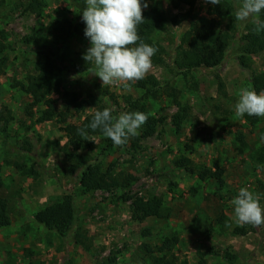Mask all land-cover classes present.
Returning a JSON list of instances; mask_svg holds the SVG:
<instances>
[{
	"label": "rangeland",
	"instance_id": "rangeland-1",
	"mask_svg": "<svg viewBox=\"0 0 264 264\" xmlns=\"http://www.w3.org/2000/svg\"><path fill=\"white\" fill-rule=\"evenodd\" d=\"M31 1L0 0V111L6 109L12 117L8 134H0V200L6 201L10 223L0 228V264H149L157 255L143 246L154 249L172 237L180 264H264V224L237 223L230 203L247 187L264 205V143L259 139L264 117L253 123L234 110L240 89H252L253 77L264 74V53L244 59L243 66L234 44L216 74H178L173 59L180 40L192 23L206 18L208 6L197 0L187 18L188 9H173L172 0H147L148 8L156 7L168 18L152 37L167 54L166 66L152 65L144 77H153L159 88L147 91L137 80L103 85L94 64L86 72L76 71L77 83L65 69L72 67L76 53L90 47L73 34L85 6L80 0H38L43 6L31 13L25 11ZM231 1L236 12L241 0ZM231 20L242 33L255 24L237 21L234 13L219 29ZM24 45L52 47L51 56L64 68L58 72L62 92L77 93L85 105L95 97L117 103L114 116L139 108L148 118L163 119L153 134L146 136L142 125L124 145L106 136L88 139L92 148L79 153L106 176L103 190L84 194L79 176H69L64 156L72 153L64 129L80 125L95 109L66 111L60 96L53 95L63 116L39 123L44 108L30 110L31 99L20 84L44 56ZM127 97L137 101L136 108L126 105ZM179 111L187 118L177 134L171 118ZM180 157L190 159L189 171L174 167ZM64 196L73 199L76 221L63 238L33 217ZM137 200L148 203L151 214L142 221L133 207ZM154 211L169 216L156 219Z\"/></svg>",
	"mask_w": 264,
	"mask_h": 264
},
{
	"label": "trees",
	"instance_id": "trees-1",
	"mask_svg": "<svg viewBox=\"0 0 264 264\" xmlns=\"http://www.w3.org/2000/svg\"><path fill=\"white\" fill-rule=\"evenodd\" d=\"M204 1L206 2V0ZM80 2L85 6V0H80ZM196 2L197 0H172L171 6L175 10H178L180 7H186L188 9L186 17L190 18ZM206 4L208 6L206 18L199 23H192L191 29L187 31L180 40L176 55L173 59V68L178 74L185 75L202 70L216 74L218 69L222 67L224 58L234 44L235 50L239 54L240 63L243 66L246 65L244 59L253 58L264 53V31L257 32L255 30V24L247 25L244 33L239 31L238 25L232 20L224 29H219V23L228 20L234 15L235 5L233 1L219 0L216 5L207 2ZM42 6L43 5L39 3L38 0H32L25 7V11L31 13L36 12V9ZM142 15L144 17V22L138 25V34L145 43L157 49V52L152 57V65L165 67L167 54L159 44L153 42L152 37L160 25L167 23L168 18L156 7L144 9ZM260 19L264 20V11L261 12ZM84 29L85 24L81 18L78 25L74 28L73 34L89 41L84 35ZM29 43L28 41L26 44ZM25 46L26 45L23 46L24 50L37 52L44 56V62L36 65L34 73L27 75L24 82L20 84V90L31 99L29 109L33 110L41 106L44 108L38 120L39 123L51 122L55 118L63 116L55 108L56 101L51 98L53 95L60 96L66 111L72 109L77 113L81 112L85 106L93 107L95 111L103 110L106 107L112 108L118 106L117 103L105 102L95 97H90L85 105V102L81 101L77 93L62 92L63 84L58 72L60 71L59 69L62 70L64 68L56 63L54 56H51V53H54V49L52 47L29 49ZM88 48L89 47L82 48L80 53H76L71 68L65 67V71L69 75L75 77L77 83H80V80L76 78L78 77L76 71L86 72L92 64L83 59ZM137 81L140 82L142 88H149L147 91L159 88L158 81L153 77H146ZM252 90H255L258 94L264 92V74L253 77ZM124 100L129 108L134 109L138 105L137 101H133L130 97ZM138 110H140L139 112L145 113L144 110L139 108ZM93 115L94 113L86 117L80 125L64 129L63 131L67 135V146L72 149V153L65 152L64 154L68 163L67 172L69 176H79V187L84 194L103 190L106 187V176L101 173L100 167L96 164L89 165L88 158L79 153L82 150L92 148L93 141H88V139L104 136L99 129L92 130L90 128H87L86 135L80 134L79 130L86 128ZM186 118L187 113L184 111H179L171 118V124L175 128L177 134ZM246 118L253 123L259 121V117L256 116H248L246 114ZM10 121H12L10 112L6 109L1 110L0 134H8L7 126ZM162 122L163 119L156 121L148 118L144 124L146 136L153 134L157 125ZM240 142L243 147H245L244 143L242 141ZM173 165L176 169L189 171L192 163L190 159L180 157L173 162ZM114 184L118 185L117 182H114ZM133 207L139 213L138 220L142 221L151 216V214L146 212L148 203H145L143 200L135 201ZM152 214V216L160 220L167 219L169 216L168 213L162 214L158 211H154ZM223 218L224 217H220L218 222L221 223ZM33 221L37 225L44 227L48 231L56 232L59 236L64 238L76 221V209L73 199L70 196L62 197L60 201L38 211L34 215ZM9 224L6 201L0 200V228L7 227ZM80 238L79 234L75 235V241L79 245H81ZM176 244L177 239L172 237L163 240L161 245L154 249L143 246V250L146 253L157 255L156 257L150 258L149 264H180L179 259L174 254ZM86 249L88 248L86 247ZM228 260H231V258H228ZM181 264L185 263L182 262Z\"/></svg>",
	"mask_w": 264,
	"mask_h": 264
},
{
	"label": "clouds",
	"instance_id": "clouds-1",
	"mask_svg": "<svg viewBox=\"0 0 264 264\" xmlns=\"http://www.w3.org/2000/svg\"><path fill=\"white\" fill-rule=\"evenodd\" d=\"M216 5L219 0H206ZM149 7L146 0H85L80 13L85 24L84 35L90 42L83 59L94 64L96 76L103 85L123 81H135L145 77L152 68V57L157 52L154 46L145 43L138 34V25L144 22L142 12ZM264 0H241L235 12L237 21L253 20L257 32L264 31ZM114 109L96 110L81 135L87 128L99 129L104 136L117 145H124L134 137L148 119L144 112H125L112 115ZM237 115L264 117V92L257 93L241 88L234 105ZM264 143V134L259 137ZM237 223L259 226L264 224V205L260 198L247 187H241L230 201Z\"/></svg>",
	"mask_w": 264,
	"mask_h": 264
}]
</instances>
